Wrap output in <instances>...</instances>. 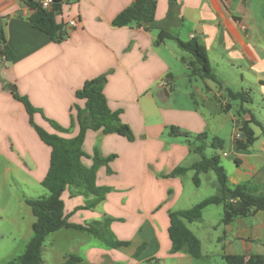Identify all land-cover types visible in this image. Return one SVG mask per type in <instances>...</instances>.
<instances>
[{"label":"crops","instance_id":"1","mask_svg":"<svg viewBox=\"0 0 264 264\" xmlns=\"http://www.w3.org/2000/svg\"><path fill=\"white\" fill-rule=\"evenodd\" d=\"M154 1L155 21L181 41L195 39L206 48L208 56L210 50L226 51L234 58L258 61L239 14L241 5L246 6L248 1L176 0V16L170 19L168 0ZM133 2L61 0L54 20L62 26L65 37L55 43L31 27L28 18L33 11L20 0H0V29L15 56L9 63L0 59V193L13 190L10 180L23 181L28 187L40 186L51 153L29 124V116L13 91L36 109L33 121L38 127L72 139L79 133L75 108L85 106V100L77 99L75 93L85 82L105 76L103 94L107 106L120 113L121 122L130 128L134 140L88 130L82 145L86 157L81 163L91 168L95 151L103 158L114 155L95 174L96 185L110 192L93 210L75 211L84 205V199L71 195L69 190L61 198L69 223L84 225L110 217L109 229L115 239L128 245L110 249L86 233L63 228L46 240L52 253L59 254L62 264L68 256L80 259L75 264H206L216 256L220 260L225 255L264 257V211L222 225L220 211H207L211 206L203 210L200 221L186 223L200 242L201 257L192 259L183 253H171L169 212L189 209L204 198L195 191L203 185L201 181L198 187H192L193 171L167 177L177 167L190 166L198 156L190 150L195 147L191 140L187 144L170 137L168 128H178L191 138L204 133L207 121L196 97L207 107L222 95L215 82L190 75L187 63L192 59L179 56L172 47L178 48L174 41L156 46V30L148 31L136 24L112 26L113 19ZM72 19L77 23L74 28L67 25ZM180 64L189 72L186 80L192 89L185 97L176 93V84L184 77ZM207 94L213 95L212 100ZM184 99L192 100L193 106L184 105ZM227 105L230 107L226 102L225 109ZM48 120L67 132H56ZM262 136L255 134V143L246 151L236 149L232 136L233 158L229 159L230 154L223 150L218 153L229 185L248 183L264 191ZM227 165L234 166L230 175ZM199 229L215 233L206 239L209 250L203 249Z\"/></svg>","mask_w":264,"mask_h":264},{"label":"trees","instance_id":"2","mask_svg":"<svg viewBox=\"0 0 264 264\" xmlns=\"http://www.w3.org/2000/svg\"><path fill=\"white\" fill-rule=\"evenodd\" d=\"M33 13L28 18L32 28L47 35L51 41L58 43L65 37L62 26L54 20V12L58 9L61 0H54L51 11L43 10L38 1L20 0ZM169 11L167 19L176 16V0H168ZM156 2L154 0H134L131 6L121 11L112 21V26L121 28L132 24L143 27L145 30H156L157 35L155 45L160 46L166 40L174 41L178 48L191 57L187 63L191 76H198L203 80H211L217 83V79L212 72L208 52L204 46L195 39L183 42L178 37L171 35L155 21ZM236 20L235 17H233ZM0 59L9 63L15 59L14 54L7 46L3 31L0 29ZM184 63V60H182ZM106 82L105 76L85 82L83 87L75 93L77 99L85 100L84 108L76 107V121L79 126V133L72 139H65L57 134H49L38 127L33 116L36 109L23 97L18 96L13 91V96L21 102L29 116V124L34 128L40 140L51 148L48 171L40 182V186L46 191L44 196L35 199H25V204L30 208L34 217L32 224V236L26 243L23 252L9 261L7 264H42V247L47 238L54 232L66 228L74 229L88 234L98 240L105 247L117 249L128 245V242H121L115 239L109 229L112 222L110 217H103L101 221H91L84 225H77L68 222L69 215L64 213V202L62 194L69 190L71 195L81 196L84 205L77 207V210H93L105 200L109 188L99 187L95 183V174L101 166H107L115 156L103 158L97 151L94 152L91 168H86L81 159L86 155L82 150L85 133L88 130L99 131L103 134H118L128 141H133L134 136L130 128L121 122L120 113L111 111L103 94V86ZM233 100L240 95L228 92ZM229 105L223 111H228ZM244 115V114H243ZM50 126L58 133L67 132L53 121H49ZM251 125L258 123L250 117L243 121L239 130L241 139L235 141L238 151L248 150L256 141L255 133ZM170 136L184 137L186 142L190 135L180 131L178 128H169ZM264 135V130H262ZM207 134H198L192 139L199 145L190 150L199 156V160L193 162L188 167H177L167 177H177L188 171H193L192 182L198 187L200 184V174L213 172L216 177V194L207 197L186 210L169 212L168 236L171 242V253H183L192 259L201 257V245L199 240L187 228L186 223L198 222L202 218V212L210 206H221L223 216L222 225H228L238 218L252 216L258 211H264V191L260 187L252 186L248 183L229 185L227 175L220 164L218 153L207 157L204 152L207 147L213 150H223V141L218 137H213L209 143ZM191 138V137H190ZM223 260L226 264H264V257L259 255H225ZM80 259L68 256L64 264H75Z\"/></svg>","mask_w":264,"mask_h":264},{"label":"rangeland","instance_id":"3","mask_svg":"<svg viewBox=\"0 0 264 264\" xmlns=\"http://www.w3.org/2000/svg\"><path fill=\"white\" fill-rule=\"evenodd\" d=\"M246 1H248V4L246 6L245 4L241 5L239 14L242 17V25L247 29L249 43L255 49L258 61L244 57L234 58L226 51L216 52L210 50V65L217 79L215 87L219 90L222 97L219 98L217 96L216 100H212L213 95L207 94L206 96L210 97L213 102L211 106L207 107L202 106L196 97L199 109L207 121L204 132L208 136L206 143H209L213 137L221 139L223 141V151L230 154L229 159L234 156V153L230 150L233 130L239 128L244 119L252 117L258 123L257 126L251 125V127L259 138L263 137L262 130H264V0ZM169 44L174 45L172 42H169ZM172 47L176 49L179 56H184L187 60L188 58L190 59L187 53L182 52L175 45ZM180 65L183 72L182 76L184 77L176 84V93L185 97V93H191L192 89L186 80L189 72L182 64ZM198 81V85L203 87V82L201 80ZM219 87H222V89L220 90ZM229 91L238 93L240 96L233 100L228 95ZM226 102L230 104V109L220 112L219 110L225 109L224 104ZM185 103L193 106L192 100L184 99L183 104L186 105ZM169 131L168 128V134ZM178 138L186 142L184 137ZM188 139L191 140L192 146L199 145L194 139L190 137ZM256 150L257 148H255ZM220 152L207 147L204 154L210 157ZM198 159L199 157L197 156ZM232 169H234V166L227 165L226 170L229 175ZM199 178L203 185L200 188H195L198 195L204 199L215 195V174L213 172L200 174ZM9 182L12 183L13 190L11 192L3 190L0 193V264H7L19 256L32 236L31 224L34 218L30 208L23 202V199H35L46 194V191L37 185L28 187V184L20 180L17 182L10 180ZM21 183L25 184V186L20 187ZM192 187L196 186L193 184ZM207 211H220L221 216H223V210L220 206H211ZM191 229L194 230V226ZM199 230L202 232L200 236L203 240V249L209 250V243L206 239L215 233L213 230L209 231L208 234L202 229ZM45 245L47 246L46 249H42V259L45 264H62L59 254H53L52 248H49L47 242L44 243ZM49 249H51V255ZM206 264L226 263L216 256L211 258Z\"/></svg>","mask_w":264,"mask_h":264},{"label":"built area","instance_id":"4","mask_svg":"<svg viewBox=\"0 0 264 264\" xmlns=\"http://www.w3.org/2000/svg\"><path fill=\"white\" fill-rule=\"evenodd\" d=\"M38 3H39L40 7L43 10H45V11H51L52 10V7L54 5V0H38ZM67 25L70 28L76 27V25H77L76 20L75 19L70 20L67 23ZM242 29L245 30L244 26H242ZM240 139H241V132H240L239 128L234 129L233 130V140H234V142L235 141H238Z\"/></svg>","mask_w":264,"mask_h":264}]
</instances>
